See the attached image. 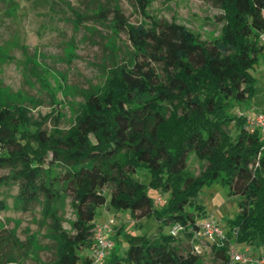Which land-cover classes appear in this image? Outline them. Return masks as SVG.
<instances>
[{
  "label": "trees",
  "instance_id": "16d2710c",
  "mask_svg": "<svg viewBox=\"0 0 264 264\" xmlns=\"http://www.w3.org/2000/svg\"><path fill=\"white\" fill-rule=\"evenodd\" d=\"M91 1L92 10L80 11L64 0L75 15L74 27L84 19L109 20L115 33H127L130 49L112 63L100 87L82 91L69 128L48 129L32 120L0 83V168L12 172L0 176V185L18 181L17 209L42 206L56 249L49 264H94L96 215L107 202L106 186L117 210L196 229L203 205H195L196 213L187 206L215 180L241 195L231 228H239V242L262 248L264 257V135L244 126L246 115L227 112L256 91L251 69L264 53V0H212L222 10L221 35L212 41L184 24L154 18L148 0H139L138 8L148 25L129 22L118 3L109 19L102 0ZM68 44L75 46L73 40ZM191 152L206 163L198 175L186 173ZM140 168L149 172L148 184L135 177ZM150 189L168 193L167 203L158 206L159 196ZM63 196L71 197L73 233L58 213ZM5 207L1 201L0 210ZM185 234L191 242L192 233ZM30 237L20 245L24 255ZM176 237L130 236L125 253L110 250L105 264H199L200 254L181 252ZM212 246L220 264L231 263L226 246ZM85 249L89 256L82 255Z\"/></svg>",
  "mask_w": 264,
  "mask_h": 264
},
{
  "label": "rangeland",
  "instance_id": "374dc122",
  "mask_svg": "<svg viewBox=\"0 0 264 264\" xmlns=\"http://www.w3.org/2000/svg\"><path fill=\"white\" fill-rule=\"evenodd\" d=\"M55 1V3L53 2ZM148 12L156 19L176 21L186 25L206 41H212L221 35L222 22L219 9L212 0H148ZM80 11L92 10L95 2L91 0H65ZM106 15L113 17L115 3H118L124 16L131 23L146 22L139 8V0H102ZM69 6V5H68ZM64 0H0V83L14 103L25 105L32 120L43 122L48 129L59 124L62 129L69 128L74 122V109L83 102L82 91L96 90L108 74V69L115 60L125 59L130 42L125 31L115 33L109 20H82V26L75 28V18ZM108 21V22H107ZM73 40L75 46H69ZM35 70H31V68ZM255 77L256 91L251 98L230 104V115H255L264 107V53L251 69ZM246 123V122H245ZM245 126V125H244ZM206 163L194 152L189 154L186 173L198 175ZM12 172L0 168V176ZM135 177L148 184L150 175L145 168H140ZM19 183L9 179L0 185V202L6 205L0 210V264H49L55 259L56 249L50 224L43 218L42 206L35 204L29 211L16 208V196ZM104 194L107 202L97 210L96 223L102 225L114 219V229L106 233L113 240L112 252L124 254L128 249L130 236L147 234L152 240H161V234L170 233V225L146 216L141 219L132 216L127 209L117 210L110 206L111 187L106 186ZM156 198L162 196L166 204L168 193L158 194L150 189ZM241 195L231 194L229 187L221 180H215L202 186L193 199V205L187 208L197 212L196 204L203 205L199 219H214L229 230L230 221L236 219L240 208ZM162 204H158L161 206ZM58 213L62 226L73 233L72 222L75 219L71 206V197L63 196L59 201ZM121 231L118 233V229ZM33 235L29 255H24L20 246ZM181 252L194 250L200 254L199 264H220L221 259L213 246L205 241L196 242L198 250L186 234L176 237ZM255 257L263 256L262 248L237 241V249ZM91 250L82 251L89 256ZM106 259L94 264H105Z\"/></svg>",
  "mask_w": 264,
  "mask_h": 264
},
{
  "label": "built area",
  "instance_id": "2783aa9c",
  "mask_svg": "<svg viewBox=\"0 0 264 264\" xmlns=\"http://www.w3.org/2000/svg\"><path fill=\"white\" fill-rule=\"evenodd\" d=\"M261 40L264 43V32L261 35ZM245 127L254 132L256 130L260 131L264 135V107L256 112L255 115L246 116ZM161 196L157 197L155 200L156 204L161 202ZM114 219H110L102 225H96L95 227V245L92 250V257L95 262L102 261L107 256L108 252L114 246L113 240L106 237V233H110L114 229ZM186 231H190L192 234L191 242L194 247L198 250L199 244L196 242L205 241L209 244L227 247V255L232 263L240 262L242 264H264V257H255L249 255V249L246 248L244 252H240L237 249L238 241V227L230 228L226 230L214 219H203L198 222V227L196 229L187 226L181 222H175L170 226V232L174 236H179L185 234Z\"/></svg>",
  "mask_w": 264,
  "mask_h": 264
}]
</instances>
